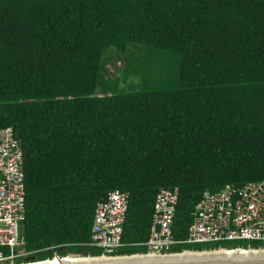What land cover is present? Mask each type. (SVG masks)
<instances>
[{"label": "trees", "instance_id": "obj_1", "mask_svg": "<svg viewBox=\"0 0 264 264\" xmlns=\"http://www.w3.org/2000/svg\"><path fill=\"white\" fill-rule=\"evenodd\" d=\"M0 127L21 145L30 261L101 255L86 243L115 189L130 245L111 255L146 251L160 188H178L182 240L205 189L264 178V0H0Z\"/></svg>", "mask_w": 264, "mask_h": 264}, {"label": "built area", "instance_id": "obj_2", "mask_svg": "<svg viewBox=\"0 0 264 264\" xmlns=\"http://www.w3.org/2000/svg\"><path fill=\"white\" fill-rule=\"evenodd\" d=\"M129 193L112 190L97 201L87 246L96 247L104 256L130 244L122 241L123 224L128 209ZM178 188H160L154 203L148 237L140 244L142 254L165 255L189 250L167 252L178 244L214 245L200 251L264 250V178L241 186L227 184L218 190L205 189L193 209L186 237L172 236V223ZM25 217L24 174L22 150L11 127H0V264H27L34 251L26 248L23 235ZM55 246L45 248L54 251ZM55 253V252H54ZM134 254V253H131ZM80 256L54 254L55 258Z\"/></svg>", "mask_w": 264, "mask_h": 264}, {"label": "bare ground", "instance_id": "obj_3", "mask_svg": "<svg viewBox=\"0 0 264 264\" xmlns=\"http://www.w3.org/2000/svg\"><path fill=\"white\" fill-rule=\"evenodd\" d=\"M264 252L247 250V251H225V250H214V251H203V252H181L171 253L165 255L158 254H147V255H131V256H68L66 258H53L50 260L28 263V264H132V263H145L155 261H189V260H211L221 258H231L236 256L241 257H259L263 256Z\"/></svg>", "mask_w": 264, "mask_h": 264}, {"label": "rangeland", "instance_id": "obj_4", "mask_svg": "<svg viewBox=\"0 0 264 264\" xmlns=\"http://www.w3.org/2000/svg\"><path fill=\"white\" fill-rule=\"evenodd\" d=\"M107 55L114 58L116 56V53L114 51H109ZM148 62L151 64L149 73L155 75L159 73L162 74L165 69L171 70V68L175 65V59L169 54L164 56L151 57ZM107 70L109 77L114 78L119 76L123 78L125 76L126 63L125 61L120 59L112 60L110 63H108ZM126 81L129 84L136 82V80L132 77H127Z\"/></svg>", "mask_w": 264, "mask_h": 264}, {"label": "water", "instance_id": "obj_5", "mask_svg": "<svg viewBox=\"0 0 264 264\" xmlns=\"http://www.w3.org/2000/svg\"><path fill=\"white\" fill-rule=\"evenodd\" d=\"M259 252H264V250H257ZM186 252H203L200 250H189ZM131 255H136L134 254H130L127 256H131ZM142 255H147V254H142ZM90 256V255H87ZM87 256H82L83 258L87 257ZM97 256H101V255H97ZM94 257V256H91ZM53 259V257L51 258H47L44 260H38V261H32V263L35 262H40V261H45V260H50ZM63 259V258H62ZM31 263V262H27ZM132 264H264V255L263 256H259V257H241V256H236V257H231V258H221V259H211V260H189V261H178V262H168V261H155V262H143V263H132Z\"/></svg>", "mask_w": 264, "mask_h": 264}]
</instances>
